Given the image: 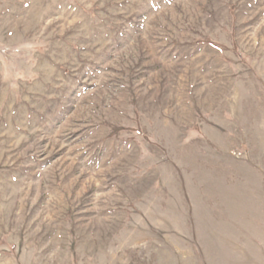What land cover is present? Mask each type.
I'll list each match as a JSON object with an SVG mask.
<instances>
[{"label": "rangeland", "instance_id": "rangeland-1", "mask_svg": "<svg viewBox=\"0 0 264 264\" xmlns=\"http://www.w3.org/2000/svg\"><path fill=\"white\" fill-rule=\"evenodd\" d=\"M0 264H264V0H0Z\"/></svg>", "mask_w": 264, "mask_h": 264}]
</instances>
